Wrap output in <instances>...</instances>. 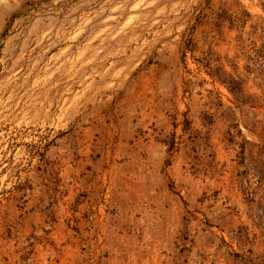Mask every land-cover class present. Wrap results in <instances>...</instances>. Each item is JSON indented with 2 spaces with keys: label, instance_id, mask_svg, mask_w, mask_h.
Segmentation results:
<instances>
[{
  "label": "rangeland",
  "instance_id": "1",
  "mask_svg": "<svg viewBox=\"0 0 264 264\" xmlns=\"http://www.w3.org/2000/svg\"><path fill=\"white\" fill-rule=\"evenodd\" d=\"M258 66L264 0H0V264H264Z\"/></svg>",
  "mask_w": 264,
  "mask_h": 264
},
{
  "label": "trees",
  "instance_id": "2",
  "mask_svg": "<svg viewBox=\"0 0 264 264\" xmlns=\"http://www.w3.org/2000/svg\"><path fill=\"white\" fill-rule=\"evenodd\" d=\"M255 70L257 71L255 78L261 80L264 77V69H262L260 66H258ZM235 79H238V82L236 83V85L238 87L237 90H239V89H241V86L243 85L244 81L241 80L238 76H235V78L229 76V80H227V81H226V79H223V80L218 79V80H220V82L224 86H226L227 90L230 93L235 94L234 87H231L232 85H230V84H232V82L236 81Z\"/></svg>",
  "mask_w": 264,
  "mask_h": 264
}]
</instances>
